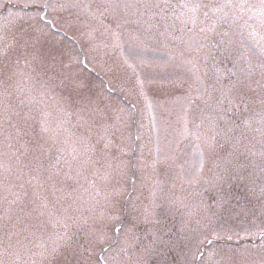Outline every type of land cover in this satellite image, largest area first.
<instances>
[{
    "label": "snow or ice",
    "instance_id": "snow-or-ice-1",
    "mask_svg": "<svg viewBox=\"0 0 264 264\" xmlns=\"http://www.w3.org/2000/svg\"><path fill=\"white\" fill-rule=\"evenodd\" d=\"M0 264H264V0H0Z\"/></svg>",
    "mask_w": 264,
    "mask_h": 264
}]
</instances>
